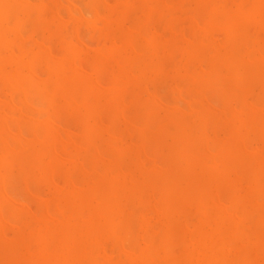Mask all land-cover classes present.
I'll return each instance as SVG.
<instances>
[{
  "label": "bare ground",
  "instance_id": "1",
  "mask_svg": "<svg viewBox=\"0 0 264 264\" xmlns=\"http://www.w3.org/2000/svg\"><path fill=\"white\" fill-rule=\"evenodd\" d=\"M28 1L29 3H26L33 6L36 5L35 2H32L33 0ZM68 1L66 3L67 6L71 4V0ZM87 1L92 3L94 0ZM204 1L209 2V0ZM19 2L23 3V0H0V77L4 81L5 87L8 86V90L21 91L22 95H29L31 93L29 90L34 85L36 87L33 90H36L34 94L37 92L36 94L40 96L44 95L54 105L48 109L49 111L45 112L42 110L46 113L44 114L47 116V121H45V117L42 115V119L36 118L34 119L35 121H31L35 123L42 120V122L45 121L44 123L48 122L44 129L40 130L35 125L32 127L30 126L31 124L29 126L25 125L26 127H30L26 130L27 137L29 138L25 137L26 133L24 135L23 121H20L19 118L16 120L17 114H14V118L13 115H11L12 117L9 115L11 114L9 111L10 107L11 109L15 107L16 109L14 108V110L20 111L21 109L16 107L20 104L16 105V103L11 101L15 106L10 102V105H7L9 114H5L7 111L3 113L4 116L6 115L5 118H2L1 115L0 232L2 233L3 226L7 225L6 222L15 225H13L14 227H10V224H8L7 226L10 228H17V238L14 240L10 237L8 240L6 239L7 241L13 240L9 253L16 261V264H264V103H262L263 105L261 104L262 106H259V104L256 105L248 102L245 99L246 97L242 96L239 97L240 104L238 106L233 107L232 104L235 102H231L232 106H226L225 109L218 111L217 109L220 107H216V109L214 106L213 108L212 103L209 106V102H207L208 94L206 93V90L209 89L207 87L215 91H226L248 88L251 87V84L257 82L262 83L264 88V42H262V38L264 37H262V34V38H259L261 33H258V41L251 43L248 39L249 37L250 39L253 38L251 37L252 35L250 36L253 27L249 29L248 24L254 20V16L258 13L257 10L260 11L263 6H259L260 9L258 7L249 15L239 13V15L232 16L225 9L230 5L228 0L227 3L229 5L222 3L223 1L213 3L215 15L223 13L225 16L226 22L223 28L227 31L226 46L228 47L223 49V46L217 44L219 47L216 45V48L211 51V53L215 52V54L211 58L206 56V58H210L207 60L211 65V69L209 71L205 70L206 72L203 66V72L201 71L202 68L199 69L202 74H207L208 82L204 85L205 89L202 92H194L195 95H192L193 93L191 92L190 96L192 99L195 97V99L192 101L193 103L190 102L193 105H191L189 111L188 106V112H185L181 108L185 103L183 99L186 100V98L180 97L178 99L179 102L183 100L184 103L182 102L183 104L180 108L177 107L183 110L178 115L172 114L174 112H167L162 116L160 109L146 101L148 98L143 97L141 100H146L143 101L140 115H138L135 122L131 121V124H135L133 126L124 118V113H126L125 111H127L128 107L121 103H123V96L126 93L130 92L131 89L143 87L146 84V80H148L151 86H154L156 82L155 78L153 76L150 79L146 77L147 71L150 70V65L144 63L148 55L155 51V47L157 50L160 48L159 45V47L155 45L154 39L148 44L143 43L144 46L148 45L145 48L132 43L133 41L129 43L128 49L132 51L133 58L128 63L126 62L123 67V74H120V77L115 80V87L119 88V91L113 90L111 95L106 96L107 98L109 97L107 102L102 90L107 89L106 92H109L108 87L110 84H107V86L109 85L107 88H105L106 84L103 87L104 83L100 85L98 82L100 86L97 85L93 81V78L90 77L92 75H87L91 71L86 72L88 69L86 65L83 64L84 66H82L81 64L83 68L79 66L82 58L81 52H79L80 47L83 46L82 48H84L85 44L80 43L81 39L78 41V37L74 38L75 45L76 41H78L77 43H80L82 46L79 44L80 49H77L76 45V50L70 46L73 51V60L71 62L62 60V63L58 66H53L51 63L47 71L43 69L46 74L44 76H48L49 90L47 83L44 85L35 83L41 78L33 80L36 77L32 68L33 63L36 64L34 60L31 63L32 65H29L28 62H26L27 64L25 63L23 57H19L16 60H22L26 64V67L20 71L16 69L8 72L7 68L11 67L15 62L11 57H16L14 55L16 51L14 48H17V46L11 48L8 38L12 35L9 33L13 31L18 38L20 35V26H18L20 19ZM81 2L83 0H72L71 7H73L71 10L74 11L75 7H77V11L81 12L80 10H82L83 12L84 8H78ZM229 2L231 3V1ZM224 4L226 7L223 6ZM38 5L42 10L44 3H38ZM41 5L42 8L40 7ZM82 7H85V5ZM53 8V12L51 11L53 14L50 13V15L57 13L55 12V7ZM67 10L68 14H70L69 9ZM96 10L98 9L96 8ZM76 12L74 11L72 14L77 17L75 15ZM63 13L61 12V14ZM56 15L55 18L58 20L59 13ZM73 15L68 17L73 18ZM94 16L99 17L97 13ZM76 17H74L75 20L77 19ZM79 18L78 21L80 20ZM96 19L98 21V18ZM214 20L218 23H215L213 20L207 22V31H213L220 27L221 23L216 19ZM60 21L67 22L65 18ZM194 21L199 20L194 19ZM97 24L95 23V25ZM194 26L196 27L197 25L195 24ZM203 29L199 30L202 31ZM248 30H250V33ZM87 31L89 32V30ZM259 31L263 30L259 28ZM67 33L70 34L69 32ZM211 36L208 38L210 39ZM18 38V41L22 39L19 38V40ZM67 38L69 39V37ZM198 38L200 40V37ZM208 38L207 40H209ZM214 39L212 38V40ZM142 41L140 40V42ZM65 45L71 44L67 42ZM120 45H115L114 47L119 48ZM84 49H87V47L85 46ZM99 49L98 47L96 51ZM83 51L85 52V50ZM159 52L158 50L155 55L159 54ZM151 56L154 57V55ZM111 57L112 55L105 53L99 54L98 58L102 62H105ZM158 57L160 58V56ZM98 58L91 61L92 64H95ZM58 59L61 61L63 57L59 56ZM138 59L144 60L139 70L135 64ZM205 63L207 62L205 61ZM183 65L185 66V63ZM183 65H180V68L182 67L181 71L182 69L186 71L187 66L184 69ZM169 66L171 65L169 64ZM78 68H81L82 71L85 69L83 71L86 74L84 77L78 75ZM28 70L33 77L27 75L29 73ZM46 77L45 79L42 78V80H46ZM102 78L105 79L106 77ZM105 80L103 81L105 82ZM192 80L201 82L199 75H192ZM144 87L143 89L145 90ZM145 94L147 97L149 96L147 88ZM150 96L152 95L150 94ZM178 96L179 94L177 98ZM80 98L83 99L82 104L86 110H84V117L87 118V121L80 118L84 113L81 112L79 106ZM127 98L126 100L131 99ZM14 99L16 98L14 97ZM60 99L64 103L59 101ZM189 99L191 98L189 97ZM214 100L216 102V99ZM175 101L173 105L176 107L179 104ZM59 102H62L64 106H69L71 111H73L71 115L67 114L68 117L74 116L80 118L79 122L83 127L85 148L89 156H91V160L84 162V169L80 167L82 165L81 162L77 160V163L80 167L79 169L85 173L86 178L76 185L69 183V188H66V191L63 187L60 188L55 182L56 179L53 178V182L56 184L53 186L57 190L51 196H48V198L43 196L46 199V205L42 208L40 214L38 212L37 216L35 215L34 217L31 215L33 218L28 222H23L19 216L8 214L5 210L7 199L11 201L10 198H7L9 179L12 177L11 174L13 168L16 167L17 159L26 149L30 151V165L37 168V173L43 176L48 171L44 164L45 158L54 155L58 156L57 149L60 148L59 150H61L64 144L67 147V143L61 140L56 130L53 132V128L58 125L56 118L62 115L61 103ZM161 106L164 107L163 104ZM106 107H113L111 109L114 111L109 124H107L108 122L106 123V120L105 122L102 120V114H100ZM175 107H173V110H176ZM124 108L127 109L124 111ZM104 110L103 114L105 113ZM168 110L170 109L168 108ZM24 112L20 111L22 114L18 112V115L20 114V117L24 118ZM64 115H62L63 118L65 117ZM8 116L17 121L19 125V128L15 126L18 135L15 132L14 137L15 135L16 138L19 135L20 137L23 136L21 140L27 141V146H23V142L12 144L8 141V138H5L8 132L10 135H13L9 131V128H12V126L10 125L8 128L10 122L7 124L10 120L6 121V119H11L7 118ZM37 119H39L38 122H36ZM121 120L125 121L128 126H136L134 129L137 130L138 134L137 143L130 140L132 135L130 136L128 132L125 133L126 135L112 133L113 131L115 132L114 129ZM42 122L41 124H43ZM67 128L69 127L67 126ZM73 129L75 128L72 127ZM120 129L122 130V128ZM11 131L13 132L14 130L11 129ZM71 133L73 134V132ZM74 134L72 136L76 137V132ZM116 134L119 135L116 136ZM126 136L129 137V141L126 140ZM135 137L137 136L135 135ZM135 137H133V140ZM113 138L117 140L115 141ZM149 143L154 144L163 153L166 152L164 156L158 150L162 163L168 164L171 167L165 173V183L159 196H153L154 198L151 197L153 201L147 202L149 199L146 195L148 194L145 195L146 192L144 191L146 183L149 182H145L143 177L139 176V172L143 170V165L145 164V162L143 164V160H147L148 162L154 158V156L149 155ZM85 148L83 149L85 150ZM45 163L48 162L46 161ZM23 166L24 164H22V172ZM49 175L51 177V173ZM60 190H64V192ZM40 192V194L43 193L42 191ZM40 197L42 198L41 195ZM145 199L148 200L146 201ZM1 236L5 238L3 234ZM7 250L5 249V251ZM179 250L181 251L180 256L178 254L180 253ZM117 251L120 252V255L116 254Z\"/></svg>",
  "mask_w": 264,
  "mask_h": 264
},
{
  "label": "rangeland",
  "instance_id": "2",
  "mask_svg": "<svg viewBox=\"0 0 264 264\" xmlns=\"http://www.w3.org/2000/svg\"><path fill=\"white\" fill-rule=\"evenodd\" d=\"M30 1H32V0H30ZM36 1L37 0L32 1L33 3L34 2L36 3L35 6H33L32 4L31 5L28 4L29 3L28 0H23V3L19 2L20 3V19H19L18 26H20L19 38L20 39L22 38V39L20 40L18 38V36H16L14 34L13 31L9 33L12 35V36L10 35L11 37L8 38V40L11 44V48H14L16 46H17V48H14L16 50L14 53V55L16 57L15 58H13L14 56L11 57L12 60L14 59L15 62L11 67H9L7 69H8V72L14 71L16 69H18V71H20L22 68L26 67V64H27L26 62H28L29 65H32L31 63H33V60H34L36 64L33 63L32 68H33V73L35 74L36 77H35V79L33 78V80H37V78L38 79L41 78L40 80L43 82H41L39 80V81H36L35 83H38V85H40V84L44 85L47 83V88L49 87L48 88L49 90H50V86L48 84V76L47 77L44 76L46 74H45V71H43V69L47 71V68H48L49 64H51V63L53 66H58L62 63V60L66 61V62H68V61L71 62L73 60V51L71 50V48H75V50H76V45H77V47H78L77 49L81 48L79 52H81V57H82L81 61L79 62V66L82 67V66L86 65V67L88 68V69L86 68L87 69L86 72L91 71V72H88L87 75L89 74V76H90V74H91L92 76H90V77L93 78V81L96 82L97 85H99V84L102 85L104 83L103 87L106 84L105 88H107L109 86V85L107 86V84L108 83L110 84V86L108 87L109 88L108 90H110L109 92L108 91L106 92L107 89L102 90L103 87L101 88V90L103 91V93L105 95V101L107 102L109 97L107 98L106 96L111 95V92L113 90H115L116 92L119 91V88L115 87V80H116V78L120 77V74H123V72H124L123 67L126 64V62L128 63V61L133 58L132 51L130 49H128L129 43H131L133 41L132 43H134V44L136 43L139 46H143L145 48L148 45L144 46L143 43L148 44L150 41H152L154 39L153 42L155 43V45L157 47L160 46V48H158V50L161 53L160 52H159V54L157 53L158 56H160V58L157 56V54L155 55V53L158 52L157 48L155 47V51L150 53L148 55V58H146L145 61L142 59H138V61L135 62L138 70L143 65V61H144V63H148L150 65V70L147 71L149 75L147 74L146 77L150 79L153 76L155 78L156 82L154 83V86H151L149 84L148 80H146V84L143 85V87L145 86L144 87L145 90L143 89V87L134 88V89H131L130 92L126 93V95L123 96L124 100H122L123 103H121V104L128 107V109L124 108V111L127 109V111H125L126 113H124L125 114L124 118H126L128 120V122H130L129 124H131V121L135 122L138 115H140L141 107L143 106L142 105L143 101L146 100L145 99L142 101L141 99H143V97L148 98L146 101L150 102L153 106L158 107L160 109L162 116H163V114H166L167 112H169V113L174 112L172 114L178 115V113H181L183 110H185V112H188L190 110L191 105H193L192 101H194V99H195V97H193V99H192V97L190 96L192 93H193L192 95H195L194 92H197V93L202 92V90L205 89L204 85L208 82L207 74L206 73L202 74V72H203V67H204V71L205 70L209 71L211 69V65L209 64V62L207 60V59H210L215 54V52L211 53V51L216 48L217 44H219V46H223V49L228 47V46H226L227 37H228L227 31L223 28L225 25V22H226L225 16L223 15V13H218L215 15L214 7L212 6L213 3L215 4V3H219L220 1H223L222 3H225L226 5L230 4L228 7H226L225 4L223 6L226 7L225 9L232 16L239 15V13H242V14L244 13V14L249 15V14L253 13L259 6H263V8L260 11L257 10L258 13L256 15L254 14L255 15L254 20L248 24L249 29H251V27H253L251 30V33H250V30H248L250 33V36L252 35L251 37H253V38L250 39V37H249L248 39L250 40L251 43H254L255 41H258L257 39L259 36H260L259 38L264 37V13H263V11H264L263 10L264 9V0H260V1L259 0L258 1L257 0L256 1H254V0H239L238 1L237 0V2H235L236 0H228L229 4L227 3V0H214V1L209 0L208 3L204 0H199V2H197L198 0H94L92 3L88 2L87 0H83V2L79 3L80 5L79 6L77 5V6H78V8L79 7L82 9L84 8L85 10L82 12V10L79 9L81 11V12H79V11H77L78 10L77 7H75L76 9H74L75 12L77 11L75 13V15H77V17L72 14V12H74L71 10L73 7V6L71 7L72 0L71 1L69 0L71 2V4L69 3L70 5L68 4L69 6H67V4H66L67 0H46V1L38 0L37 2ZM84 1H86V2H84ZM229 1H231V3ZM26 2H28V3H26ZM192 2H193V5H192ZM38 3H40V4L44 3L42 10L39 8V5L37 6ZM84 5H85V7H82ZM244 5L245 6L247 5V6L245 7ZM57 6H59V7H57ZM235 6H237V7H235ZM40 7L42 8V5ZM53 7H55V12L59 13L58 20H57V18H55V15L57 13L54 12L55 13L54 15H50ZM67 7H69V8H67ZM96 8L98 10H96ZM242 8H244L245 10ZM66 9H69V11H70L69 13L71 15L68 14V10L66 11ZM258 9H260V7ZM53 10H54V8H53ZM61 12L62 13L64 12V13L61 14ZM96 13L99 17L94 16V15H96ZM51 14H53V13H51ZM189 14H192V15H189ZM30 15H32L34 17H32ZM49 15H50V17H49ZM72 15H73V18H70ZM56 16L58 17V15H56ZM68 16H70V17H68ZM25 17H26V21H25ZM74 17H76L77 19L75 20ZM78 17H80L79 21H78ZM83 17H84V19H83ZM100 17H102V18H100ZM50 18H51V20H50ZM63 18H65V20H67L66 23H64V21L63 22L60 21L61 19L63 20ZM96 18H98V21ZM99 18L101 21L99 20ZM52 19H53V21H52ZM102 19H103V21H102ZM194 19H197L199 21H194ZM214 19H216L217 21H219L221 23V24L219 23L220 27L218 29L213 30V31H207V29H206L207 22L213 20L215 23H218ZM27 20H29V21H27ZM68 20H70V21H68ZM74 20H75V22H74ZM55 22L57 23L56 25H55ZM95 23L96 24L98 23L99 25L98 24L95 25ZM195 24L197 25L196 26L197 28L199 27L198 30L194 26ZM204 25H205V27H204ZM53 27H55V28H53ZM191 27H193V28H191ZM201 28H204V29L201 31V30H199ZM259 28L263 31H259ZM63 29L65 32L63 31ZM184 29H185V31H184ZM83 30H84V32H83ZM87 30H89V32ZM66 31L72 35L68 34ZM22 32H23V34H22ZM254 33H255V35H254ZM258 33H261V34L259 35ZM211 34H212V36H211ZM65 35H66V37H65ZM161 35H162V37H161ZM196 35H197V37H196ZM261 35H262V37H261ZM209 36H211V38H210L211 40H212V38L213 39L215 38L217 40L215 41V39H214L211 41L208 38ZM62 37L63 38L69 37V39L67 38L68 39L67 40L64 38V40H63ZM76 37H78L77 38L78 41H79V39H81L82 42L81 41H79V42L82 44H85L87 49H84L85 46H84V48H82L83 46L80 43H77L78 41H76V45H75V39L74 38H76ZM198 37H200V40ZM17 38L20 41H18ZM136 38H137V40H136ZM207 38L209 40H207ZM218 39H219V41H218ZM140 40L141 41L143 40V41L140 42ZM263 40H264V38H262V42H264ZM145 41H147V42L145 43ZM206 41H208V42H206ZM213 41H215L216 43ZM67 42H69V44H71V45L66 46L65 44ZM111 42H113V43H111ZM88 43H90L89 46H88ZM79 44L82 47L79 48ZM25 45H26V47H25ZM115 45H117V46L120 45V47L119 48L114 47ZM70 46H71V48H70ZM219 46L217 45V47H219ZM89 47H91V48H89ZM98 47L100 49L98 51H96ZM209 48H211V49L209 51H207ZM187 49H188V52H187ZM11 50H13V49H11ZM83 50H85V52ZM194 50H195V54L193 55ZM13 52H11V53L13 54ZM203 52L205 53V55ZM208 52L210 55L207 54ZM105 53L110 54V55H112V57L113 56L114 57L113 58L111 57L108 61L102 62V60H100L98 57H99V54L102 55ZM94 55H95V58H94ZM151 55H154V57H152ZM48 56H50V57H48ZM59 56L63 57V59H61V61L59 60L60 58L58 59ZM66 56H67V58H66ZM206 56L207 57L209 56L210 58H206ZM19 57H21V58L23 57L26 64H24V62H22V60L21 61L16 60ZM69 58L70 59L72 58V59L70 60ZM97 58H98V61H95L97 64L96 63L92 64L91 61H94ZM38 59H39V61H37ZM205 61L207 63H205ZM99 62H100V64H99ZM180 62H181V64H180ZM203 62H204V65H203ZM57 63H59V64H57ZM168 63L171 66H169ZM184 63H185V66L183 65ZM81 64H82V66H81ZM192 64H194L195 67ZM180 65L181 66L183 65L184 69L187 66L186 71H183V69L181 71L182 67L180 68ZM18 66H19V68H18ZM151 66H152V68H151ZM165 66H167L168 68ZM12 68H14V69H12ZM200 68H202L201 69L202 72L199 70ZM78 69L80 71H82L81 68H78ZM188 69H190V70H188ZM36 70L37 71L39 70L40 72L39 71L37 72ZM79 70H77L78 75L80 77H84L86 75V74H84L85 72H83V71H85V69H83L82 72H80ZM189 71H190V73H189ZM191 71H192V73H191ZM26 73H28V72H26ZM33 73H32V75H33ZM40 73H42V74L40 75ZM204 74H206V75H204ZM230 74H231V71H230ZM27 75H29L30 77H33V76H31L30 71ZM192 75H199L201 82L193 81ZM204 76H206V77H204ZM45 77H46V80H44ZM102 77H106L105 78L106 80ZM42 78H44V79L42 80ZM100 79L102 80V82ZM103 80H105V82ZM107 80H108V82H106ZM98 82H99V84H98ZM179 83H181V84H179ZM182 83H183V87H182ZM0 85H1L0 86V120H1V115H2V118H5V116H6V115L4 116L3 113H5L7 111L5 114H9L7 105H10L9 103L11 101H13L14 103H16V105L20 104L16 107L18 109H21L20 111H22V113H23V111H25L24 112L25 113L24 118H23V117H20V114H22V113H20L19 110H14L15 107L13 109H11V107H10V110H9L11 113L9 115L10 116L13 115V118L15 116L14 114L18 115V112L20 113L18 116L16 115V120H18L17 118H19L20 121H23L22 122V123H24L23 130L25 131L24 135L26 133V130H28V128H30V127H26L25 125L29 126L31 124L30 126H32V127H34V125H35L40 130L44 129L47 126L48 122L44 123L45 121H47L46 120L47 116H45V114H46L45 112L52 105H54V104L50 103L49 98L44 97V95L40 96L39 94H36L37 92L34 94V92L36 91V90L33 91L34 88H36L34 85L31 86L32 90L31 89L29 90V91H31V93L29 94L30 98H29V95H25V94L22 95L21 91H18V90H16V91L11 90L10 91V90H8V88H7L8 86L5 87L6 85H5V83L1 77H0ZM149 85H150V87H148ZM146 88L148 89L149 96H150V94L152 96H150V97L146 96V94H145ZM194 88H195V90H194ZM207 88L211 89V90H209V89L206 90V93L208 94L207 95V102H209V106H210V103H212L213 108H214V106H215V108L220 107L218 109L216 108L218 111L225 109L226 106L227 107H230L232 105H233V107L238 106L240 104L239 97H242V96H245L246 97L245 99L248 102L256 104V105L259 104V106H262L263 105L262 103H264V98H263L264 88L262 86V83L257 82V83L251 84V87H248V88L231 89V90H226V91H221V90L215 91L214 89H212L210 87H207ZM142 89H143V91H142ZM207 91H209L211 93L209 94V92H207ZM227 93H229V94H227ZM129 94H130V97H129ZM178 94H179V96L177 98ZM186 95H188L191 99H189L188 96L185 97ZM182 96L184 98H186V100L188 99L187 101L185 99H183L185 103L183 102L182 99H181L182 100L181 102H179V100H178ZM14 97L16 99H14ZM214 97H216V98H214ZM126 98L127 99L131 98V99L126 100ZM175 99H176L177 103L179 104L176 107H175V105H173L174 104L173 102L175 101ZM214 99H216L217 103L215 102ZM252 99H253V101H252ZM8 100H10V101H8ZM24 100H25V102H24ZM82 100L83 99H81V98L79 99V106H80L81 112H84L85 109H84V106L82 104ZM59 101H62V100L60 99ZM13 102H11V103H13ZM37 102H39V103H37ZM62 102H59V103H61L60 104L61 113H62V115L65 114L64 115L65 117L63 118V116L61 115L62 117L59 116L58 118H56L58 125H56L57 123L55 124L57 128L54 127L56 129L53 128V132H55V130H56V133L60 136L61 140H63L64 142L67 143V147L64 144L63 148L61 147V150H59L60 148L57 149V154L59 157L57 155H54V156H48L47 158H45L44 164L46 165L48 171L43 176H40V174L37 173V171H38L37 168H34L30 165V159H29L30 158V151L26 149L25 151H23L21 153V156L17 159V163L15 164L16 167L13 168V172L11 174L12 177L9 179V187H8L9 193H8L7 198H10L11 201H9L7 199L5 210H6V213H8V214H14L16 216H19L23 222H28L35 215L37 216L38 212L40 214V211L46 205V199H44L43 196L44 197L46 196L45 198H48V196H51V194L57 190L56 187H54L56 184L60 188L63 187V189L66 191L67 190L66 188H69V183L70 184L73 183L74 185H76V184H79L82 181H84L86 178L85 173H83L81 171V169H79V168L81 167L84 169V166H83L84 162L85 161L89 162L91 160V156H89V153H87V151H86L85 138L83 136V127H82L81 123L79 122V120H80V118H82V120L85 119L87 121V118L84 117L85 112L83 113L82 117H80V118L74 117V116L68 117L67 114L69 113L71 115L73 113V111H71V108L69 106H64L63 105L64 102L63 103ZM190 102H192V103L190 104ZM231 102L232 103L235 102V103L231 105ZM14 103L12 105H14ZM45 104H46V106H45ZM161 104H163L164 107H166V108L164 109V107L161 106ZM181 105H182V107H181ZM188 106H189V108H188ZM39 107H40V109H38ZM173 107H175L176 110L178 109L177 107H179V108L181 107L183 110L178 109L176 111V110H173ZM111 108H113V107H111ZM111 108L106 107V108H104L105 110L103 109L105 113L103 114V110L100 113V114H102L101 115L102 120L104 122L106 120V123L108 122L107 124H109V122H111L112 117L114 115V111ZM168 108L170 110L172 108L173 111L168 110ZM187 108H188V111H187ZM162 109H164V110H162ZM42 110L45 112H43ZM128 111H129V113H128ZM109 112H111V113L109 114ZM130 113H131V115H130ZM41 115L45 117V121L44 122H42L43 120L41 121L43 124H41V122H38V120L41 118ZM109 115H110V117H109ZM11 117L8 116L7 118H11ZM13 118H11L12 120L6 119V121L10 120L7 122V124L10 122L8 124V128L10 125L12 126V128H9V131L11 133H13V135H10L8 132V134L5 138H8L9 140L8 139L7 140L12 144H17V143L23 142V146H27L28 142L23 141V139L21 140V137H23V136L20 137V135H19V137L17 136V138H16V135H15V137H14V133L16 132L15 126H18V128H19V125H18V122L14 121ZM36 118H39L36 121L38 123L31 122L32 120H34ZM122 120H124V119H122ZM122 120L117 123L118 127L116 126V128L114 129L115 132L113 131L112 133H121L123 135H126L125 133L128 132V134L130 136L132 135L130 140L137 143L138 142V139H137L138 134H137V130L134 129L136 126L135 127L128 126V124H126L125 121H122ZM54 123H55V121H54ZM133 124H131V125H133ZM59 125H61V126H59ZM67 126L71 129V132H73V134L70 132V129L67 128ZM72 127L75 128L76 131H75V129L72 130ZM120 128H122V130ZM11 129L14 131L12 132ZM66 130H67V132H66ZM74 132H76V135H77L76 137L72 136V135H75ZM17 133L18 132H16L15 134H17ZM66 134L68 135V137L70 139L67 137ZM118 135L119 134H116V136H118ZM129 135H127V136H129ZM135 135L137 137H135ZM27 136L28 135L26 133L25 137L29 138ZM78 137H79V139H78ZM133 137H135L134 140H133ZM26 138H25V140H26ZM128 138L129 137H127V139H126L127 141H129ZM68 139L69 140L72 139V140L69 141ZM67 140H68V142H67ZM149 145H150L149 146V153H150L149 155L154 156V158L150 157L152 159L151 160L149 159L150 161H148V162H147V160H143V164L145 162L146 165L144 164L143 170H140V172H139V176L141 178L143 177V180L145 182H147V181L149 182V183H146L145 191H144V192H146L145 195L148 194V195H146V197H148L149 200L145 199L146 201L148 200L147 202H150V200H152L154 198L153 196H155V197L157 195L159 196V194L163 190V186L165 183V173L171 167L168 164L162 163V161H161L162 158L160 156V152H161V154L163 152L161 151V149L160 150L157 149L158 147H156L154 144L149 143ZM82 146H83V148H85V150L82 148ZM157 152H159V153H157ZM163 155L165 156L166 152L163 153ZM71 159H72V161H71ZM153 159H155V160H153ZM156 159H158V160L156 161ZM77 160H78V162H81V164H82L80 167L77 163ZM46 161L48 163H45ZM152 161L153 162L156 161V162L153 163ZM157 162H159V163H157ZM22 164H24L23 172H22ZM159 167H160V169L158 170ZM49 173H51V177H50ZM49 178L51 179V181ZM53 178L56 179V181H55L56 184H54ZM69 179H70V182H69ZM60 182H62V183L59 184ZM25 186H26V188H25ZM33 187L35 188V190ZM44 189H45V191H44ZM64 190H60V191L64 192ZM40 191H42L43 193L40 194L41 193ZM44 192H46V193H44ZM40 195L42 196V198L40 197ZM145 195H144V197H145ZM20 197H21V199H20ZM38 197H40V198H38ZM151 197H153V198H151ZM16 201H17V203H16ZM19 202L20 203L22 202L21 203L22 205ZM30 206H32V207H30ZM28 208H29V210H27ZM29 211H30V214H29ZM31 215H33V217ZM6 223H7V225L10 224L9 225L10 227L15 226L14 224H11L8 222H6ZM7 225L5 224L3 226V230H1L2 233L0 232L1 234H3V236H5V238H2V236L0 234V264H16V261L13 259V257L9 253L10 252L9 249L11 248V244H12L13 240L16 239L18 236L17 228L16 227L10 228ZM9 237L11 239L13 238V240L11 241L9 239L10 241H7ZM5 249L6 250L8 249V250L5 251ZM118 252L119 251H117L116 254L120 255V252L119 253ZM178 254L180 256L181 251Z\"/></svg>",
  "mask_w": 264,
  "mask_h": 264
}]
</instances>
